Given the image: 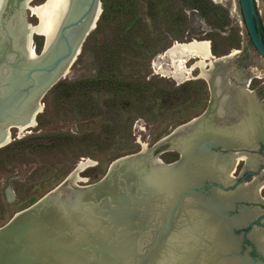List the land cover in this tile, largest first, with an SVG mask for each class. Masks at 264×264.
Returning a JSON list of instances; mask_svg holds the SVG:
<instances>
[{"label":"water","instance_id":"obj_1","mask_svg":"<svg viewBox=\"0 0 264 264\" xmlns=\"http://www.w3.org/2000/svg\"><path fill=\"white\" fill-rule=\"evenodd\" d=\"M32 1L0 0V148L12 128L37 121L43 97L68 73L101 14L93 25L101 0H71L55 37L41 52L34 46L33 58L20 41ZM239 4L249 39L264 58L257 0ZM231 53L213 54L207 63L223 67L225 85L246 90L251 79ZM207 82L211 98L202 114L145 150L115 159L99 180L80 184L71 172L15 213L0 227V264H264V214L254 219L258 208L241 194L250 184L231 175L233 156L258 149L264 130L245 143L234 128L240 117L233 98L219 119L223 93ZM212 122L220 131L208 129ZM172 150L179 158L163 161ZM228 156L222 179L216 159Z\"/></svg>","mask_w":264,"mask_h":264},{"label":"rangeland","instance_id":"obj_2","mask_svg":"<svg viewBox=\"0 0 264 264\" xmlns=\"http://www.w3.org/2000/svg\"><path fill=\"white\" fill-rule=\"evenodd\" d=\"M45 1L30 3V25L40 22L32 8ZM257 7L264 30V0ZM100 13L68 73L43 97L36 126L12 128L13 139L0 148V227L81 161L91 162L79 183H93L115 159L202 114L211 90L195 66L199 58L186 51L195 39L209 41L217 56L236 51V68L245 67L248 89L264 101V58L249 39L239 0H101ZM42 35L33 36L37 52ZM179 156L172 150L161 158ZM246 170L242 161L231 175Z\"/></svg>","mask_w":264,"mask_h":264},{"label":"bare ground","instance_id":"obj_3","mask_svg":"<svg viewBox=\"0 0 264 264\" xmlns=\"http://www.w3.org/2000/svg\"><path fill=\"white\" fill-rule=\"evenodd\" d=\"M71 0H46L43 4L38 5L36 7H33L34 12H38L40 16V22L38 25H30L27 23L25 28H23L22 31V38H21V45L24 49L25 45L28 46V55L30 57H36L35 52V45L33 43L32 35L35 33L43 34L46 37L45 44H49L53 38L55 37L56 33L58 32V29L60 28L61 24L64 21L65 16L67 13L71 10L72 7ZM101 12V8H98V13L96 14L95 18L93 19V25L95 24L97 17L99 16ZM195 48H191V50H186L191 56H196L199 58V60L196 62L195 66L200 68V74L199 76L201 78L206 79L207 81L210 80L213 81L214 90L217 93L221 92L223 93V98L221 103H219L218 110L216 112V115H219V119L226 118L223 117V114H225V103H229L228 106L232 104V98L234 100L235 107H237L234 111L235 117L239 116V121L237 120L236 123L237 126H235L236 133L239 137L242 138V140L246 143L248 140H252V137L256 136V132L258 130H264V110L261 108L260 101L248 87L246 90L244 88L240 87L238 84H231V85H225L224 84V69L223 67H216L213 62L209 65L207 63L208 58H211L213 56V52L211 50L210 42L207 40H193L191 42ZM188 44V43H187ZM185 44L176 43L175 47H179ZM236 51L231 53V56L235 55ZM0 78H2L5 75V70L0 71ZM2 83V79H0V84ZM233 86V87H232ZM226 89V91H225ZM43 105L41 104V108ZM228 111V110H226ZM231 111V110H230ZM233 112V111H232ZM242 120V122H241ZM37 121H33L30 127L36 126ZM213 124H210L208 126V129L212 127V129H216L217 131H220L219 125L215 126L214 122ZM26 125L19 126L20 131H24L27 128ZM13 139L12 131L10 130L7 134L6 142L9 143ZM146 144V143H145ZM148 148L147 144L143 145V149L145 150ZM246 153L249 152H239L236 156H233L236 158L235 166L238 161L240 160H247L248 156ZM214 161V160H213ZM88 162H91L90 160ZM87 162V164H88ZM232 162L230 157H224V158H217L216 159V165L217 170L219 171V175L222 177V179H225L226 176V169L229 166V163ZM87 164L85 161H81L76 169L71 173L75 180L80 181L81 178V172L85 170L87 167ZM233 166V167H235ZM235 170V169H233ZM232 172V171H231ZM245 198L253 199V192L251 189H247V191H244L241 193ZM256 237L258 240L260 239V233H256ZM260 241V240H259ZM167 260L173 259V253L168 252L167 254ZM165 258H163L164 260ZM166 260H164L165 262ZM163 264H167L164 263Z\"/></svg>","mask_w":264,"mask_h":264},{"label":"flooded vegetation","instance_id":"obj_4","mask_svg":"<svg viewBox=\"0 0 264 264\" xmlns=\"http://www.w3.org/2000/svg\"><path fill=\"white\" fill-rule=\"evenodd\" d=\"M262 33L264 36L263 28H262ZM249 153H250L249 159H247V160L243 159V160L238 161L236 166H235V162H234L233 166H235V167H232L231 174L237 172V166L242 161H244V163L247 167L246 173L237 179L241 180L242 178H244L243 179L244 183L249 182V184H250L249 187H250L251 191L253 192V197H254L250 201L251 203H249V205H252L253 207L258 208L256 215H254V219H257L259 216L264 214V202L261 201V199L264 200V196L261 195V191L264 189V184H263V182H264V143H261V145L258 149H253ZM228 157L233 159V157H231V156H228ZM235 161H236V158H235ZM89 166H87V167H89ZM233 169H235V170H233ZM249 176H252L250 181H246ZM257 188H258V190H257ZM261 223L264 224V219L261 221ZM263 227H260V228H263ZM246 244L252 245L250 241H247ZM252 254L256 255L255 251H252Z\"/></svg>","mask_w":264,"mask_h":264}]
</instances>
